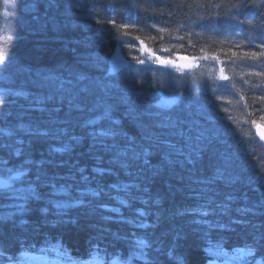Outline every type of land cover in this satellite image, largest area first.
Instances as JSON below:
<instances>
[{
	"label": "trees",
	"instance_id": "16d2710c",
	"mask_svg": "<svg viewBox=\"0 0 264 264\" xmlns=\"http://www.w3.org/2000/svg\"><path fill=\"white\" fill-rule=\"evenodd\" d=\"M255 2L256 0H0V55L10 59L7 71L0 67V90H19L25 82L35 80L37 74L48 73L60 77L52 85L53 89L61 79H71L73 73L79 72L88 76V80L84 81L87 84L106 75L104 69L110 65L105 64V57L110 60L116 49L129 61L132 71L122 69V75L112 82L119 86V91L128 92L134 98L137 95L150 97L152 92L149 85L153 79L168 84L166 94L183 92L187 98L193 97L205 83L214 84L217 86L216 95L223 97L222 107L228 110L236 126L224 121L228 130L220 132L212 149L216 159H212L211 154H205L196 167L202 174L211 175L212 164L221 158H227L230 162L228 171L238 181L234 188L223 189L238 197L231 212L222 217H212L219 220L223 227L201 232L191 223L190 217L173 215L177 209L194 203L191 189L201 187L190 180L193 166L181 164L176 157H173L176 161L174 164L166 166L163 156L154 152L150 163L153 169L158 170V174L132 168L128 170L132 175L127 176L117 166L112 177L105 181L134 183L147 189V192L141 190L135 193L137 199L133 202L132 209L105 199L108 207L119 208V213L103 210L94 212L91 208L83 207L69 210L63 217L49 213L47 223L43 217L9 216L0 220V250L7 249L9 253H14L23 245L26 251L23 262L33 256L46 264L53 260L71 264L80 258H87L90 248L106 249L110 256L115 254L119 259L126 260L134 250L131 247L133 240L147 233V238L154 242L151 258L155 264H179V261H183V264H209L210 261L214 263L217 257L208 253V250L218 242L231 251L243 247L246 242L264 243L261 240V234L264 233V206L258 199L259 193L264 192V147L257 140L251 124L253 118L258 119L262 114L258 111L262 105L258 100L254 102V95L264 93V80L242 75L248 70H264V57L259 61L234 58L229 51L236 42L242 47L232 50L238 52L264 42V7H255ZM96 19H114L118 25L134 24L136 27L121 29L107 24L101 26L95 23ZM241 19L244 20L243 24L237 22ZM249 20L252 21L251 24L248 23ZM178 25H182L179 31ZM158 28L165 31H158ZM188 31L191 32L190 36L186 34ZM149 36L153 38L148 39ZM137 37L145 41L143 46ZM98 41H102V44ZM213 54L218 60L225 61L224 74L229 77L228 81L219 79L221 65L217 60L211 59ZM156 55L171 59L180 68L160 65L155 61ZM205 55L209 59H203ZM134 56L155 61L151 64L152 70L136 64ZM205 62H209L215 70L208 68ZM257 65L260 67L257 68ZM135 80L144 83L135 84ZM65 87L70 86L65 84ZM241 95L245 97L244 100H240ZM207 98L216 102L215 96L210 92ZM245 104L248 105L247 108ZM28 106V101L22 97H9V103L0 110V128L15 131L21 123L27 125L29 118L25 115V110ZM48 106L59 107V103H50ZM68 111L65 100L61 117ZM123 111L121 108L117 115ZM219 115L223 117L225 113L220 112ZM72 116L73 123L75 119L82 118L78 113H73ZM7 117L10 119H6ZM258 122L264 125V122ZM124 126L127 134L136 136L139 143V137L144 131L141 124L126 117ZM76 131L79 133V129ZM20 138L25 140L24 147L27 148L29 141L26 137L14 136L12 139ZM45 149L46 146L37 144L34 157L43 158ZM88 151L85 143L76 148L71 157L73 163L78 161L80 167L88 169L86 175L93 167V161L87 158ZM158 151L162 153L164 149L161 147ZM2 158L8 159L7 153ZM16 160L14 157L13 161ZM109 160V156L104 157V166L108 165ZM11 166L12 163H9L8 167ZM65 172L66 169L59 170L60 175ZM112 195H119L121 199L128 198L124 192L117 194L115 189L112 190ZM149 197L152 201H159V204H150L148 207L141 204V200H148ZM12 203L10 200L0 201V216L15 211L11 207ZM243 207H248L251 211L245 214L236 211ZM136 209L149 211L150 215L143 219L146 224L154 227L139 229L133 224L122 222L121 216L123 220L133 219ZM104 216H110L111 219H104ZM21 219L26 223L22 225ZM61 220L62 223L59 222ZM58 241L62 247L58 251L51 250V246ZM132 264H144V261L133 260Z\"/></svg>",
	"mask_w": 264,
	"mask_h": 264
},
{
	"label": "snow or ice",
	"instance_id": "6c2138e0",
	"mask_svg": "<svg viewBox=\"0 0 264 264\" xmlns=\"http://www.w3.org/2000/svg\"><path fill=\"white\" fill-rule=\"evenodd\" d=\"M254 6L264 7V0H256ZM232 18L236 19V17ZM237 22L243 24L244 20H237ZM95 23L121 29L136 27L134 24L118 25L114 19H96ZM248 23L251 24L252 21L249 20ZM180 27L182 25H178L177 31ZM158 31H165V29L158 28ZM186 34L190 36L191 32L188 31ZM152 38L148 37V39ZM136 39L139 40V37ZM139 42L142 46L145 44L144 40ZM98 43L102 44V41ZM241 47L238 42L232 44V48L229 49L232 57L254 61L264 57V42H259L247 50L239 52L232 50L233 48L241 49ZM256 48L260 50L257 51ZM202 58L209 59L207 55ZM133 59L136 64L143 65L149 70H152L151 64L155 61L166 67L180 68V65L173 64L171 59H163L159 55H156L155 61L152 62L135 56ZM211 59L217 60L221 65L219 79L228 81L229 77L224 74L225 61L218 60L215 54ZM104 62L110 64V67L104 69L106 75L87 84L84 81L88 80V76L79 72L73 73L71 79H61L53 89L52 85L60 77L54 73H48L37 74L35 80L30 83L25 82L19 90H0V110L9 103L11 96L22 97L29 103L25 110V115L29 118L27 125L21 123L15 131L0 128V138H7L0 140V201H12L11 207L15 209L6 216H0V220L7 219L9 216L28 218L36 216L37 219L43 217L44 222L47 223L49 213L63 217L69 210H78L83 207L91 208L94 212L103 210L119 213V208H109L105 199L116 201L119 205L132 209L133 202L137 199L135 193L141 190L147 192V189H142L140 185L134 183L122 184L118 180L106 183L105 181L112 177L117 166L127 176L132 175V172L128 171L132 168L140 172L153 171L158 174V170L153 169L150 163V158L156 152L158 156H163L166 166L176 162L173 157L179 158L181 164L192 165L190 180L201 186L191 189L194 193L191 197L194 203L177 209L173 215L190 217L191 223L195 224L201 232L222 228L223 225L219 220H214L212 217L227 215L231 212L232 205L238 200L233 192L223 190L234 188L238 183L228 171L230 162L227 158L217 160L212 164L211 175L202 174L196 167L205 154H211L212 159H216L212 149L220 132L228 130L224 121L227 120L234 127L236 126L228 110L222 107L223 97L216 95L217 86L205 83L193 97L187 98L183 92L166 94L165 89L168 84L153 79L149 85L152 95L150 97L137 95L134 98L128 92L119 91V86L112 82L122 75V69L131 72V66L118 56H112L111 60L106 56ZM9 63L10 59L0 55V67L4 71H7ZM259 67L260 65H257V68ZM242 75L255 76L264 80V70H248ZM134 83L142 85L144 82L135 80ZM245 83L249 82L245 81ZM65 84L70 87L66 88ZM30 88L36 90H29ZM209 92L215 96V103L207 98ZM244 99L245 97L241 95L240 100ZM65 100L69 111L61 117ZM256 100L262 105L258 110L262 114L258 119L253 118L251 124L257 129L259 139L264 141V130H261V123L258 122H264V93H255L254 102ZM56 102L59 103V107L48 106ZM247 107L248 105L245 104V108ZM121 108L124 109L123 113L117 115ZM142 109H148V111H141ZM220 112H224L225 116L221 117ZM73 113H78L82 118L75 119L73 123ZM126 117L136 120L144 129L139 137V143L136 136H130L125 131ZM76 129H79V133ZM14 136L26 137L29 141L28 147H24L23 138L13 140ZM85 143L89 149L87 158L93 161L91 172L87 175L85 174L88 171L87 168L80 167L78 161L76 163L71 161L76 148ZM37 144L46 146L41 159L34 157ZM161 147L164 149L162 153L158 151ZM5 153L8 159L2 158ZM105 156L110 157L107 166H104ZM14 157L17 158L15 162ZM9 163H12L11 167H8ZM63 169H66V172L60 175L59 170ZM17 184L20 186L17 187ZM93 184L95 187H92ZM113 189L117 194L126 193L128 198L121 199L119 195L113 196ZM258 199L264 206V192L259 193ZM140 202L146 207L150 204H159V201H152L151 197ZM236 211L245 214L251 209L243 207L237 208ZM37 213L39 215H36ZM149 215V211L136 209L133 219L123 220L122 216L120 218L123 223L133 224L139 229H148L154 227L144 222L143 218ZM104 219H111V217L104 216ZM157 219L159 220V216ZM20 223L23 225L26 221L21 219ZM133 236L136 234L133 233ZM261 240L264 241V233L261 234ZM61 247L58 241L56 245L51 246V250L58 251ZM131 247L134 250L126 260L119 259L115 254L110 256L106 249L90 248L87 258H80L72 264H132L133 260H143L144 264H155L154 259L151 258L154 242L147 238V233L135 238ZM214 247H220L219 242ZM157 251L165 250L157 249ZM166 254L171 255V253ZM210 254L215 253L210 252ZM234 258L244 261V264H264V243L246 242L243 247L234 250ZM24 259H26V251L23 245L14 253H9L7 249L0 250V264H23ZM179 264H183V261H179ZM209 264L212 262L210 261Z\"/></svg>",
	"mask_w": 264,
	"mask_h": 264
},
{
	"label": "rangeland",
	"instance_id": "374dc122",
	"mask_svg": "<svg viewBox=\"0 0 264 264\" xmlns=\"http://www.w3.org/2000/svg\"><path fill=\"white\" fill-rule=\"evenodd\" d=\"M205 64L208 68L215 70V67L209 64V62H205ZM222 249V247L217 248L213 246V253H215L216 256L220 257L214 264H241V261H238L234 258V252L229 253ZM30 264H33V262Z\"/></svg>",
	"mask_w": 264,
	"mask_h": 264
},
{
	"label": "water",
	"instance_id": "95a60500",
	"mask_svg": "<svg viewBox=\"0 0 264 264\" xmlns=\"http://www.w3.org/2000/svg\"><path fill=\"white\" fill-rule=\"evenodd\" d=\"M114 56H118L122 61H125L124 59H123V57L117 52ZM126 62V61H125ZM261 130H264V127H262L261 126ZM255 135H256V137H257V139L259 140V142L264 146V141H261L260 139H259V136L257 135V129L255 128Z\"/></svg>",
	"mask_w": 264,
	"mask_h": 264
},
{
	"label": "bare ground",
	"instance_id": "6f19581e",
	"mask_svg": "<svg viewBox=\"0 0 264 264\" xmlns=\"http://www.w3.org/2000/svg\"><path fill=\"white\" fill-rule=\"evenodd\" d=\"M167 38V37H166Z\"/></svg>",
	"mask_w": 264,
	"mask_h": 264
}]
</instances>
